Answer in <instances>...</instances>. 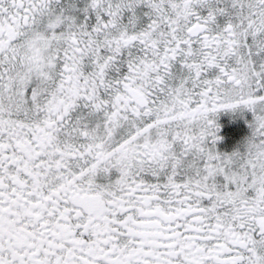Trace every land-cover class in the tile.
<instances>
[{"label": "snow or ice", "instance_id": "snow-or-ice-1", "mask_svg": "<svg viewBox=\"0 0 264 264\" xmlns=\"http://www.w3.org/2000/svg\"><path fill=\"white\" fill-rule=\"evenodd\" d=\"M0 264H264V0H0Z\"/></svg>", "mask_w": 264, "mask_h": 264}]
</instances>
